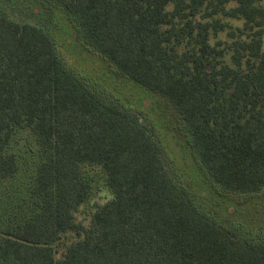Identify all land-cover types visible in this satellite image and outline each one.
Listing matches in <instances>:
<instances>
[{"label":"trees","instance_id":"1","mask_svg":"<svg viewBox=\"0 0 264 264\" xmlns=\"http://www.w3.org/2000/svg\"><path fill=\"white\" fill-rule=\"evenodd\" d=\"M37 1L0 0V264H264V200L240 212L251 237L200 208L165 170L154 130L57 57L51 14L10 17ZM50 1L83 45L170 107L203 194L264 198V0ZM222 18L240 21L237 33ZM225 29L231 41L211 44ZM20 133L31 141L14 149ZM27 157L36 164L15 198L7 184ZM87 165L111 195L85 226L75 213L93 192Z\"/></svg>","mask_w":264,"mask_h":264},{"label":"rangeland","instance_id":"2","mask_svg":"<svg viewBox=\"0 0 264 264\" xmlns=\"http://www.w3.org/2000/svg\"><path fill=\"white\" fill-rule=\"evenodd\" d=\"M14 4L16 5L15 8L19 9V13L22 16L15 13L18 11L12 12L8 10L11 15L10 17L21 23H35V17L33 16H39V12L41 11L42 13V10L48 12L49 15L51 14V20H53L54 24L56 23V28H62L60 29V37L59 35L58 38L56 37L58 46L56 49L57 57L64 63L67 70L83 81L90 91L97 93L106 103L115 104L120 108H125L136 113L140 123L145 128L148 130L152 128L154 130V135H157L159 140L156 137L155 139H157L161 145V159L165 170L174 183L179 187H183V189L185 188L193 199L195 197L196 201L200 204L198 205L200 208L208 212L210 210L215 216L217 215V218H220L224 222L239 225L242 231L249 228L247 224L248 221L246 220L247 217L243 218L244 216L240 215V212L242 209L246 210L245 207L251 209L254 204L253 202L264 200V198L261 197L262 194H226L225 198H221V200L216 199L219 197L211 198L203 194L201 185L205 186V183L199 174L196 162L191 158V154L194 155L193 149L190 143H187L186 138L181 135V126L170 107L162 99L146 94L129 80L120 77L102 57L83 45L77 38L78 34L76 35L75 29H72L71 24L70 28L63 13L59 11L50 0L34 2L32 12L24 10V7L17 6L16 3ZM26 8L29 7L26 6ZM27 13L31 14L27 16ZM42 16L45 18L44 15ZM198 19L204 20L202 16H198ZM221 21L224 24L230 25L234 32L235 29L233 28L241 27L242 25V23L237 20L222 18ZM216 41H221L225 45L229 43L231 37L229 36L228 30L225 29V31L219 32L211 40V44H215ZM230 56L231 52L227 49L224 60L229 65H231ZM159 122L161 127L159 126ZM24 134L25 133H20L15 135L14 141L12 142L14 149H18L23 142L26 144V142L29 141L30 143L31 137H27ZM12 146L11 150L13 149ZM25 161L27 164L21 166V170L17 177L7 184V193H9L12 188L14 191L10 193V196L12 194L14 196H21L22 193L20 192L24 189L34 169L36 160L27 157ZM85 169L87 177L93 181V192L88 201L78 208L75 213V218L78 223L87 226L90 222L92 213L99 205L108 201L111 194L110 190L106 187L104 173L100 167L87 165ZM206 185L210 187L211 182L208 181ZM10 196L4 199L5 205L11 204L10 201L12 197ZM15 202L16 200L14 199L13 204ZM232 209L239 211L237 217H231L230 219L226 218L224 214H226V212L230 213ZM254 211L256 212V210L252 209L250 213L252 214ZM220 215L222 217H219ZM238 215L242 218H239ZM260 230H264V227H261ZM249 231L246 230V235L251 237L252 234ZM252 232L256 235V232ZM74 236V234L65 236L63 238V244L70 243L74 239ZM257 237L260 236H254L253 238Z\"/></svg>","mask_w":264,"mask_h":264}]
</instances>
